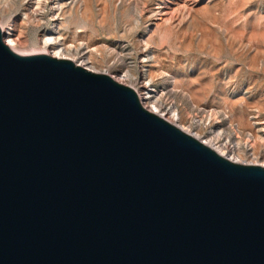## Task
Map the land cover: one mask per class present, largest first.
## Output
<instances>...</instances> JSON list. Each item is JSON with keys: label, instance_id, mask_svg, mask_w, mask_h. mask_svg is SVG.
<instances>
[{"label": "water", "instance_id": "1", "mask_svg": "<svg viewBox=\"0 0 264 264\" xmlns=\"http://www.w3.org/2000/svg\"><path fill=\"white\" fill-rule=\"evenodd\" d=\"M0 264H264V167L0 29Z\"/></svg>", "mask_w": 264, "mask_h": 264}, {"label": "rangeland", "instance_id": "2", "mask_svg": "<svg viewBox=\"0 0 264 264\" xmlns=\"http://www.w3.org/2000/svg\"><path fill=\"white\" fill-rule=\"evenodd\" d=\"M170 1L92 0L88 20L66 14L62 35L67 45L95 49L102 64L96 72L116 79L127 73L134 79L122 85L138 91L146 78L154 99L179 114L176 127L216 149H240L243 161L218 149L240 164L263 166L264 0H201L189 21L171 10L170 24L153 25L151 11L175 9ZM3 3L0 26L19 24L21 46L38 48L51 29L49 14L37 24L26 17L25 0Z\"/></svg>", "mask_w": 264, "mask_h": 264}, {"label": "bare ground", "instance_id": "3", "mask_svg": "<svg viewBox=\"0 0 264 264\" xmlns=\"http://www.w3.org/2000/svg\"><path fill=\"white\" fill-rule=\"evenodd\" d=\"M68 1L67 0H25V2H27L29 6V9L27 10L28 13L25 12L26 17L30 19L31 22L41 24L42 20H44V14L48 13L51 19V24H50L51 29L46 30L42 34L38 48L32 50L31 52H26L25 51L26 48H23L21 46L22 44L20 42L18 35V33H21V29H23V27L19 26V24L16 26L14 25V27L9 26V28L7 29H5L3 26H0V29L3 33L4 43L12 51H14L16 54L21 56L47 55L59 60H70L74 62L77 66L85 68L90 72L100 74L95 71L96 69H100L101 68L100 65H102L99 63L98 59L92 53V51H94L95 49H90V47H88L85 43H79L76 45H67L62 35V29H63V24L65 22L66 14H68L70 18H72V16H75L77 19H81L83 21L88 20L90 14L92 13V0H68ZM200 1L201 0H171L170 4L175 6L174 7L175 9H170L168 7L160 6L158 4L159 6H157L154 11H151L152 17H155L157 20V21L155 20L156 23H154L153 25H158L157 23H163L164 25L170 24V20H172L169 19V14L171 10H177L181 16V19L184 22L189 21L192 18V11L195 4L199 3ZM3 4H4L3 0H0L1 14H3L2 13ZM83 32H84V27L76 29V33H83ZM96 66H98V68ZM111 78H113L119 84H124L126 82L125 80L127 79H134L133 76L131 77L130 75H127V73L117 76V79L115 77H111ZM143 81L144 82L141 83V85L142 84L143 85L141 86L140 91H138L139 89L138 90L133 89L137 93L141 105L146 110L162 117L172 125L174 126L178 125L177 123L175 124V121L181 122L179 114L172 110H166L158 100H155L151 92L149 91L147 84L145 83L147 79L145 78ZM181 130L186 133V129H184V127L181 128ZM214 141L215 143L218 142L217 139H214V140H210V143L214 144ZM202 143L209 146L210 148H212L218 154H220L225 158H227L224 155L225 153H221V151L223 152V150H228V153L233 154L234 158H237L242 161L244 160L245 154L240 149L236 150V149H230L228 147L224 148L220 145L218 148L221 150L220 151L214 148L212 145L208 144V142H202ZM227 159L234 163L240 164L238 161H235L233 159L230 158ZM261 165H257V166H261Z\"/></svg>", "mask_w": 264, "mask_h": 264}]
</instances>
